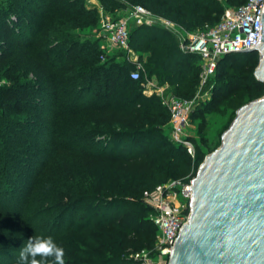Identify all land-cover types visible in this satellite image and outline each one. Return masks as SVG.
I'll return each instance as SVG.
<instances>
[{"label":"trees","instance_id":"16d2710c","mask_svg":"<svg viewBox=\"0 0 264 264\" xmlns=\"http://www.w3.org/2000/svg\"><path fill=\"white\" fill-rule=\"evenodd\" d=\"M243 1L98 0L106 13L125 4H140L186 30L212 24L224 5L235 6ZM36 2L0 0V24H17V35L22 28H31V38L41 31L44 36L37 53H47L48 59L61 49L77 52L75 62L58 71L69 90L63 101L53 96L55 104L66 101L72 104L80 91L97 86L102 96L98 109L108 113L101 120H92L74 109L69 115L58 116L54 132L61 139L60 148H78L75 154H85L88 160L70 161L65 169L59 163L58 169L43 174L28 186L26 197L31 199L28 211L33 207V215L42 217L40 232L43 237L51 236L64 249L65 264H139L123 254L122 236L106 233L113 226L111 219L86 220L85 230H95V234L86 237L71 231V222L64 226L65 215L76 209L110 204L127 214L123 226L133 223L138 227L149 221L147 215L151 209L142 200V191L167 178L194 175L205 155L200 148L205 136V114L228 111L219 128L220 136L237 107L264 93V83L253 74L257 52H229L216 61L209 97L189 113V120L197 119L195 133L199 137V142L194 135L191 137L194 145L191 157L181 145L170 141L166 131L168 110L155 93L142 92L141 81L144 77H154L157 84H166L174 95L191 97L198 84V56L180 50L173 33L164 27L132 23L128 28V45L138 54L142 65L141 78L132 79L128 71L133 65L124 59L122 52L118 53L123 56L120 61L109 58L100 62L95 41H80L72 36L73 28L97 27L95 5L89 2L87 6L85 0H55V9L35 23L37 12L32 14L30 8ZM7 33L0 32V79L5 80L0 83V192L19 187L28 170L25 166L32 164L27 157L29 144L19 126L24 118L29 123L30 115L24 107H14L15 98L7 96L16 80L26 78L27 71L26 66L21 67L22 60L14 43L1 39ZM93 135L102 139H95ZM219 142L218 137L214 146ZM125 160L132 162L123 166ZM35 202L38 205L34 206ZM150 224L156 231L152 221ZM20 234L21 228L5 219L0 233V264H18L20 243L25 238H20ZM150 242L151 238L146 241L147 245ZM47 264H54L53 258L49 257Z\"/></svg>","mask_w":264,"mask_h":264},{"label":"rangeland","instance_id":"374dc122","mask_svg":"<svg viewBox=\"0 0 264 264\" xmlns=\"http://www.w3.org/2000/svg\"><path fill=\"white\" fill-rule=\"evenodd\" d=\"M85 2L87 6H90L89 0H85ZM55 4V0H37L35 5L30 8V10L32 9V14L37 12L35 23L40 22L43 16L49 13L50 10L55 9ZM11 18L13 19L14 16L12 15ZM16 26L17 24H6L4 26L0 24V32H8L6 37L1 39L14 43L16 50H18L19 58L22 60L21 67L23 69V67L26 66L27 73L25 79L16 80L15 85L10 90L11 93L7 96L9 99L15 98L14 107H24V109L28 110L27 112L30 115L29 123H27L24 118L22 119L23 123H20L19 126L22 128L21 135L23 139L29 144L27 157L29 160L31 159L32 164L30 166L28 164L25 166V169L28 170L25 179L20 183L19 187L9 192H0V233L5 219H8L14 226L21 228L20 238L25 237L20 243L23 249L30 237H43L40 232V226L41 223H43L42 217L38 214L33 215V207L28 211L31 199L28 200L26 197L27 187L33 185L43 174L58 169L59 163H61L62 168L65 169L70 161L77 159H79V161L81 159L88 160L85 154H75L74 150H78V148H60L61 139H57V135H55L54 132V129H56L55 121L58 116L69 115L71 109H74L80 111L81 114H84L83 116H88V118L92 120H101L103 119V115L108 112L98 109L102 96L99 94L101 88L97 86L80 91L77 97L74 98L72 104L66 101L65 103H61V105H56L53 96H57L63 101L66 99L65 96L69 90L66 81L60 78L58 71L73 64L75 62L74 60L77 58V52L61 49L58 53L51 54L48 59L47 53H37L39 44L44 36L43 33L39 31L36 37L31 38V28L27 30L22 28L21 33L17 35L15 28L18 29V27ZM71 34L80 41H95L99 50L100 62H104L109 58L111 60L120 61L123 57L118 55L119 52L123 53L120 49L114 48L105 50L104 40L100 38L96 26L93 28L76 27L71 29ZM3 81L5 80L0 79V83H3ZM4 84L7 83L4 82ZM208 97L209 93L207 95L197 94V104ZM104 101L105 100L101 102L103 103ZM227 112L228 111L205 114V136L203 144L200 145V148L205 154L214 149V144L218 140V137L220 138V136H218L219 128L225 122ZM196 123V118L194 120L190 118L187 129L193 133L196 142H199V137L195 133ZM166 131L168 132L167 126ZM93 137H95V139H102V136L99 135H93ZM109 147L113 149L111 144ZM79 150L84 151V149L81 148ZM139 150H141V148ZM131 162L132 161L125 160L122 165L126 166ZM36 205H38V203L35 202L34 206ZM3 210L8 214L4 213ZM98 217L104 220H112L111 223L113 226L108 228L106 233L108 236L123 237L125 240L123 254L125 253L126 257L133 259L132 255L141 249L149 250L155 242L156 231L152 229L148 215L147 218L149 221L143 222L141 226L137 227V225L133 223L128 224V226H123V224L127 222V214L114 208V206L110 204L93 205L87 209L69 211L64 217V226L71 222V231L73 230L74 233L80 236L90 237L92 233L95 234V230H85L84 223L89 218L98 219ZM26 219H28V221ZM82 224L84 225L81 226ZM104 232L105 231H103V233ZM150 238L151 242L147 245L146 241ZM138 244L141 245L135 246ZM19 253L20 252H18V254Z\"/></svg>","mask_w":264,"mask_h":264},{"label":"water","instance_id":"95a60500","mask_svg":"<svg viewBox=\"0 0 264 264\" xmlns=\"http://www.w3.org/2000/svg\"><path fill=\"white\" fill-rule=\"evenodd\" d=\"M253 74L264 83V12ZM187 221L166 264H264V93L235 109L191 178Z\"/></svg>","mask_w":264,"mask_h":264},{"label":"built area","instance_id":"2783aa9c","mask_svg":"<svg viewBox=\"0 0 264 264\" xmlns=\"http://www.w3.org/2000/svg\"><path fill=\"white\" fill-rule=\"evenodd\" d=\"M97 11V29L104 40L105 50L117 48L123 51L124 59L133 65L128 71L132 79H140L142 72L137 53L128 45V28L132 23L160 25L173 33L180 50L198 56V84L191 97H180L166 91L154 77H144L141 81L142 92L155 93L168 110L170 141L181 145L193 157V133L187 126L189 113L197 105V94L210 92L216 61L221 55L245 51L260 41L264 0H244L235 6H223L215 22L192 30L157 16L140 4H125L112 13L103 12L101 7ZM191 178H167L142 191V200L151 209L148 216L156 227V238L149 250L141 249L132 255L139 264H166L176 235L188 218Z\"/></svg>","mask_w":264,"mask_h":264},{"label":"clouds","instance_id":"9594fccd","mask_svg":"<svg viewBox=\"0 0 264 264\" xmlns=\"http://www.w3.org/2000/svg\"><path fill=\"white\" fill-rule=\"evenodd\" d=\"M54 264H65V251L51 237H30L19 253L18 264H47L48 258Z\"/></svg>","mask_w":264,"mask_h":264},{"label":"crops","instance_id":"0c3cea01","mask_svg":"<svg viewBox=\"0 0 264 264\" xmlns=\"http://www.w3.org/2000/svg\"><path fill=\"white\" fill-rule=\"evenodd\" d=\"M89 2L93 5H95V7L98 9L100 7L99 5V2L98 0H89ZM138 55V54H137ZM164 85V89L167 91L168 90V87L166 84H163ZM148 95V94H147Z\"/></svg>","mask_w":264,"mask_h":264}]
</instances>
